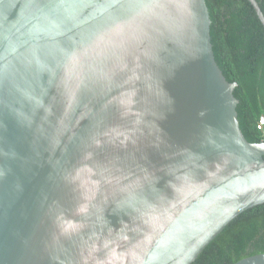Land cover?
<instances>
[{
	"label": "water",
	"instance_id": "water-1",
	"mask_svg": "<svg viewBox=\"0 0 264 264\" xmlns=\"http://www.w3.org/2000/svg\"><path fill=\"white\" fill-rule=\"evenodd\" d=\"M211 25L206 0H0V264H193L264 204Z\"/></svg>",
	"mask_w": 264,
	"mask_h": 264
},
{
	"label": "trees",
	"instance_id": "trees-1",
	"mask_svg": "<svg viewBox=\"0 0 264 264\" xmlns=\"http://www.w3.org/2000/svg\"><path fill=\"white\" fill-rule=\"evenodd\" d=\"M212 19L211 36L218 64L235 95L240 127L251 142L263 140L257 128L264 113V25L249 0H206ZM264 12V0H257ZM264 252V204L239 215L193 264H233Z\"/></svg>",
	"mask_w": 264,
	"mask_h": 264
},
{
	"label": "built area",
	"instance_id": "built-area-1",
	"mask_svg": "<svg viewBox=\"0 0 264 264\" xmlns=\"http://www.w3.org/2000/svg\"><path fill=\"white\" fill-rule=\"evenodd\" d=\"M257 128L262 132L264 140V113L258 119Z\"/></svg>",
	"mask_w": 264,
	"mask_h": 264
}]
</instances>
